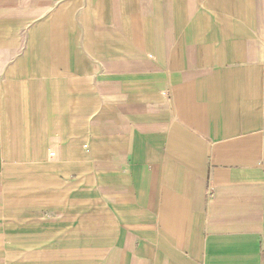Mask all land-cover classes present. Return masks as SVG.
I'll list each match as a JSON object with an SVG mask.
<instances>
[{
	"label": "crops",
	"instance_id": "0c3cea01",
	"mask_svg": "<svg viewBox=\"0 0 264 264\" xmlns=\"http://www.w3.org/2000/svg\"><path fill=\"white\" fill-rule=\"evenodd\" d=\"M0 264H264V0H0Z\"/></svg>",
	"mask_w": 264,
	"mask_h": 264
}]
</instances>
